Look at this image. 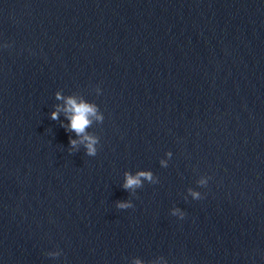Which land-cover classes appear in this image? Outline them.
<instances>
[{
    "label": "clouds",
    "instance_id": "clouds-1",
    "mask_svg": "<svg viewBox=\"0 0 264 264\" xmlns=\"http://www.w3.org/2000/svg\"><path fill=\"white\" fill-rule=\"evenodd\" d=\"M5 47H8L5 45ZM96 91L100 94L101 89L97 86ZM57 100H64V105H56V110L51 113L52 120H58L61 112L65 114L66 119L69 121L68 125H63L67 131L74 132L78 139L69 138V151H78L79 146L83 145L85 148V153L87 156H95L97 154V144L99 143V138L93 134H90L87 129L91 127L93 122L102 123L104 116L99 112L98 106L94 103L86 102L83 98H78L75 96H63L59 91L56 92ZM166 156L171 158L172 153L167 152ZM162 167L168 166V161L161 159L159 161ZM211 177L202 176L197 184L199 186H206L208 180ZM147 181L151 184H156L159 182L158 178L154 176L153 172L150 170H139L135 174L129 171L124 172V183L123 188L128 190L130 193L135 194L136 190L143 187V182ZM189 195L193 200L202 199V194L199 191H195L191 188L188 189ZM118 209H129L134 207L131 200L118 201L116 203ZM171 215L177 216L180 219L185 217V212L178 207H173ZM47 255L57 257L60 253H48ZM132 264H143V261L136 258L132 261Z\"/></svg>",
    "mask_w": 264,
    "mask_h": 264
}]
</instances>
